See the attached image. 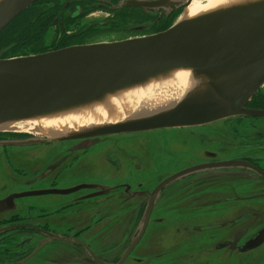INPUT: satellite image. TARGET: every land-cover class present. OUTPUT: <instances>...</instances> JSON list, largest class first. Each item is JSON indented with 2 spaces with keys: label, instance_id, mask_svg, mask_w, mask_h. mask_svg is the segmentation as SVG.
<instances>
[{
  "label": "flooded vegetation",
  "instance_id": "1",
  "mask_svg": "<svg viewBox=\"0 0 264 264\" xmlns=\"http://www.w3.org/2000/svg\"><path fill=\"white\" fill-rule=\"evenodd\" d=\"M127 1L95 4L113 14L84 26L86 40L110 25H149L153 11L162 25L151 34L163 32L187 0ZM84 2L35 3L37 36L60 34L49 51L87 44L65 36L93 12ZM133 11L142 14L125 19ZM254 99L244 107L264 111V95ZM235 117L78 139L0 133L1 150L33 148V175L12 159L0 173V264H264V116ZM39 191L51 193L23 196Z\"/></svg>",
  "mask_w": 264,
  "mask_h": 264
},
{
  "label": "water",
  "instance_id": "2",
  "mask_svg": "<svg viewBox=\"0 0 264 264\" xmlns=\"http://www.w3.org/2000/svg\"><path fill=\"white\" fill-rule=\"evenodd\" d=\"M36 1L0 0V32ZM170 2L127 1L150 9L167 8ZM209 28L218 38L201 43L183 38ZM174 36L180 37V42H170ZM171 70L201 71L206 83L173 108L151 116L103 124L64 137H43L89 138L202 125L241 115L264 116V111L244 107L264 84V0H245L189 20L178 17L165 31L141 38L0 59V126L81 107L98 96L119 92L120 85L137 76L161 77ZM87 95L97 97L73 101ZM47 193L51 192L23 196Z\"/></svg>",
  "mask_w": 264,
  "mask_h": 264
},
{
  "label": "bare ground",
  "instance_id": "3",
  "mask_svg": "<svg viewBox=\"0 0 264 264\" xmlns=\"http://www.w3.org/2000/svg\"><path fill=\"white\" fill-rule=\"evenodd\" d=\"M243 1L245 0H187L179 18L194 19ZM183 38L192 43H201L218 36L213 28H209L187 33ZM174 41L180 42V37H172L170 42ZM203 68L205 66L200 70ZM201 71L194 74L190 70H171L161 77H155L157 74L137 76V79L120 85L119 92L110 96H98V99L94 98L96 95L82 96L73 101L88 102L95 99V102L30 120L4 124L0 126V133L58 138L103 124L151 116L173 108L196 88L204 86L206 80L200 77Z\"/></svg>",
  "mask_w": 264,
  "mask_h": 264
},
{
  "label": "rangeland",
  "instance_id": "4",
  "mask_svg": "<svg viewBox=\"0 0 264 264\" xmlns=\"http://www.w3.org/2000/svg\"><path fill=\"white\" fill-rule=\"evenodd\" d=\"M72 1L75 2V0H72ZM107 1L108 0H85V2H84L85 9L86 10L87 9H93V12L89 15H86L81 20L71 21V22H73L72 28H68V26H67L68 33L65 36L69 37V40H70L69 43L73 42V40L85 41L87 44H84V45L95 44V42L103 43V42L123 41L126 38L127 39L134 38V37L141 38L142 37L141 35H143V34L149 35L153 31H157L159 28H161V27H159L157 30L156 29L153 30L154 26L159 25V24L162 25V23L154 21V17L156 15V12L153 11V12L148 13L150 16H152V20L150 21L149 25H146L144 23L143 24L142 23L134 24V23H131V21H129L126 24H122V25H127L126 27L117 26V25H110V26H107L106 28H104V31L99 32L97 34V35H100V33H101L100 36H94L91 39L86 40V38H88L87 33L81 32V31H83L81 29L84 28V26H86L89 23H94V22L105 20V19L111 20L113 12H111L110 9L106 8L105 6L102 9L94 8L95 4H97V3L107 4ZM33 4H35V2ZM33 4H31L32 8H33ZM47 6L48 5L44 6L43 8H40L39 10L47 8ZM120 12L121 11H115V13H118V14H120ZM163 12L165 13L164 10H163ZM182 13L183 12H181L180 15ZM135 14L141 15L142 12L141 11H133V14H130V13L126 14L125 19H127L130 16H134ZM19 15H17L0 32V55L4 56V57H1L0 59H7V58H12V57H18V56L37 55V54L50 52L49 51L51 49L50 46L52 44H56L55 42L59 40L58 36L60 34L58 33L57 29H55V27L51 26L45 37L37 36V37H33L29 41L27 39V35L33 29L34 23H33L32 18H34V13L29 18H27L24 22L21 21V17ZM179 16L177 15L176 17H172L170 19H168L166 17L165 18L166 25L168 26V25L173 24ZM35 22H36V24L34 25V27L37 26L38 20H36ZM29 24H30V26H29ZM78 26H81V28L77 29ZM17 28L20 29L21 34L19 36H16V34H14L12 39H11L17 45V48H15V46L12 44H9L6 41V39L8 40V36L11 34V32H14ZM136 29H139V30H136ZM23 30H24V33H22ZM136 34H138V35H136ZM1 37H4V40H2ZM35 41H37L38 44L33 46V42H35ZM22 44H24V45L22 46ZM69 47H72V46H69ZM61 49H63V48H61ZM51 51H55V50H51ZM261 88H263V89L261 90ZM261 88H259L254 93V95L251 97L252 101L254 98H255L254 101L257 100L258 95H260V94L264 95V85H262ZM249 103L251 104V102H249ZM235 118H237V117L227 118V119H223V120H219V121H226V120H231V119H235ZM46 150H44L42 153L46 152ZM12 151H14V150H12ZM17 152H19V151H17ZM17 152H10L7 150H1L0 149V173L5 172V170L2 169V168H4L5 161L12 159V162L10 163L11 168L15 169L17 172L27 170L29 172H26V173H30L33 175V148L30 147V149L22 150L19 153H17Z\"/></svg>",
  "mask_w": 264,
  "mask_h": 264
},
{
  "label": "trees",
  "instance_id": "5",
  "mask_svg": "<svg viewBox=\"0 0 264 264\" xmlns=\"http://www.w3.org/2000/svg\"><path fill=\"white\" fill-rule=\"evenodd\" d=\"M36 4L38 3V1L37 2H35ZM36 4H33V7H34V5H36ZM31 7V8H30ZM33 14V8H32V6L30 5L25 11H23L19 16L21 17V21L22 22H24L27 18H29L31 15ZM18 16V17H19ZM17 17V18H18ZM16 18V19H17ZM15 19V20H16ZM36 24V22H34V25ZM34 25H33V29L28 33V35H27V39L30 41L33 37H37V35H38V33L40 32V29H41V27H43V23L42 24H40V26H38V24H37V26H35L34 27ZM29 26H30V24H29ZM22 33H24V30H23V32ZM14 34H16V36H19L20 34H21V31H20V29H16L14 32H11V34L8 36V40L6 39V41L9 43V44H12V45H14L15 46V48H17V45H16V43L13 41V40H11L12 39V37H13V35ZM1 39L2 40H4V37H1ZM24 44H22V46H23ZM1 57H4L3 55H0V58Z\"/></svg>",
  "mask_w": 264,
  "mask_h": 264
}]
</instances>
